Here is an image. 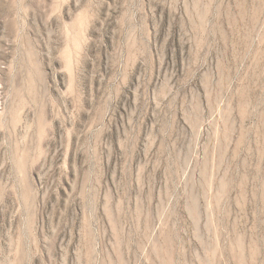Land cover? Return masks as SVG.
<instances>
[{
	"label": "rangeland",
	"instance_id": "rangeland-1",
	"mask_svg": "<svg viewBox=\"0 0 264 264\" xmlns=\"http://www.w3.org/2000/svg\"><path fill=\"white\" fill-rule=\"evenodd\" d=\"M0 264H264V0H0Z\"/></svg>",
	"mask_w": 264,
	"mask_h": 264
}]
</instances>
